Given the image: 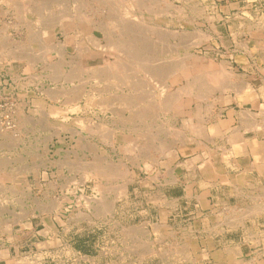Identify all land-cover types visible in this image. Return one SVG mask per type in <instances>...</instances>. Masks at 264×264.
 Returning a JSON list of instances; mask_svg holds the SVG:
<instances>
[{"label":"rangeland","instance_id":"374dc122","mask_svg":"<svg viewBox=\"0 0 264 264\" xmlns=\"http://www.w3.org/2000/svg\"><path fill=\"white\" fill-rule=\"evenodd\" d=\"M182 2L0 0V230L11 232L15 223L42 208L37 197L39 174L51 165L64 166L68 162L65 147L72 146L75 156L68 165L74 175L64 189L71 197L73 226L69 232H57L48 243L41 244V250L55 246L52 253L69 250L88 255L92 264H214L206 252H198L199 245L188 234L191 230H185L184 243L160 231L158 225L154 226L156 236L151 237L146 223L134 224L128 210L123 212V223L113 213L111 193L123 192L126 186L125 182L119 185L114 177L122 174L125 160L139 166L147 161L159 163L166 157L168 169L175 168V147L182 128L189 126L177 110L183 102L182 83L197 77L202 91L208 93L211 83L225 82L224 74L217 78L213 74L223 68L208 66V61L228 58L221 42L217 41L221 48L212 50L209 35L201 30V35H191L193 20L187 14L204 16L206 5L199 0ZM179 13L184 18L177 19ZM134 85H140V90ZM99 87H103V94ZM6 120L13 121L14 131L6 129ZM82 130H89L95 139L85 142L89 133ZM196 133L203 134L204 129L197 128ZM85 146L95 156L98 153L88 163L81 154ZM88 169L95 177L102 176L97 184L95 179L80 177ZM96 191L102 196H96ZM172 192L174 196L175 190ZM62 195L60 190L52 195V208L60 204ZM153 201L161 203L159 197ZM95 215L100 219L99 230L83 222L88 219L96 223ZM58 222L67 223L64 218ZM61 244L67 249L57 248ZM38 252L14 253L0 244V264H42ZM54 264L91 263L61 260Z\"/></svg>","mask_w":264,"mask_h":264},{"label":"crops","instance_id":"0c3cea01","mask_svg":"<svg viewBox=\"0 0 264 264\" xmlns=\"http://www.w3.org/2000/svg\"><path fill=\"white\" fill-rule=\"evenodd\" d=\"M199 1L206 5V10L204 16L187 14L193 20L191 35H201L200 30L209 35L216 46L209 45L212 50L220 47L217 41L221 42L228 58L208 61V66L223 68L212 73L216 78L224 74L225 82L211 83L208 93L202 91L197 77L182 83L183 102L177 110L189 126L182 128V137L175 147V168L168 169L166 157L159 163L151 165L147 161L139 166L125 160L122 174L114 178L119 185L125 182L126 189L111 193L113 213L123 223V212L128 210L135 218L134 224L146 223L151 237L158 225L160 231L184 243L185 230H191L188 234L199 245L198 252H206L214 264H232V260L264 264V0ZM184 16L179 13L176 17ZM200 64L196 62L195 66ZM197 128L204 129V133L197 134ZM86 131L89 135H85V142L93 141L95 137L91 138L90 131ZM96 141L102 145L99 137ZM65 148L64 158L68 162L62 167L48 166L39 174L37 197L42 208L15 223L11 232L1 229L2 248L14 253L40 250L41 244L60 230L70 231L71 197L64 187L73 179L74 170L68 164L75 155L72 146ZM81 154L87 163L98 156L87 146ZM80 177L95 179L96 184L102 178L95 177L89 169L82 171ZM59 190L62 200L52 208L51 197ZM96 193L102 196L99 191ZM138 197L145 199L140 201ZM158 197L161 203H154L153 199ZM96 205L98 208V202ZM49 217L53 225L48 223ZM58 218L67 223L62 225ZM93 219L92 223L88 219L83 222L90 228L101 229L99 216Z\"/></svg>","mask_w":264,"mask_h":264},{"label":"built area","instance_id":"2783aa9c","mask_svg":"<svg viewBox=\"0 0 264 264\" xmlns=\"http://www.w3.org/2000/svg\"><path fill=\"white\" fill-rule=\"evenodd\" d=\"M9 118V117H8ZM5 127L7 130H10V131H14L15 130V125L13 123L12 120H6V123H5ZM49 241L45 242V243H48ZM56 249L55 246H49V248L45 249L43 248L41 250H38L41 255H42V258L39 259L42 261V264L45 263V264H54V263H57V261H61V260H64L65 262H70L71 260H74L75 261H83L85 263H91L92 264V258H90V256L88 255H82V254H79V253H72L70 252L69 250H65V251H61L59 254H56V253H52L51 252V249ZM57 248H63V249H67V246L64 245V244H61V246L57 247ZM33 252V251H32ZM36 254H33L32 257H35Z\"/></svg>","mask_w":264,"mask_h":264},{"label":"bare ground","instance_id":"6f19581e","mask_svg":"<svg viewBox=\"0 0 264 264\" xmlns=\"http://www.w3.org/2000/svg\"><path fill=\"white\" fill-rule=\"evenodd\" d=\"M14 1H15V0H14ZM50 1H51V0H50ZM55 1H56V0H55ZM50 6H51V5H50ZM67 8H68V7H67ZM92 22H93V21H92ZM90 23H91V22H90ZM101 24H102V23H101ZM119 25H120V24H119ZM51 26H52V25H51ZM97 28H98V27H97ZM47 34H48V33H47ZM108 35H109V34H108ZM103 36H104V35H103ZM105 36H106V35H105ZM93 38H95V37H93ZM107 40H108V39H107ZM109 40H110V41H109V43H107V44H110L111 39H109ZM1 41H2V40H1ZM39 42H40V41H39ZM94 43H95V42H94ZM112 43H114V42H112ZM129 44H130V43H129ZM7 46H8V45H7ZM51 47H52V46H51ZM1 48H2V47H1ZM117 48H118V47H117ZM24 49H25V48H24ZM24 49H23V51H24ZM107 49H109V47H108ZM111 49H112V48H111ZM119 49H120V48H119ZM12 50H13V49H12ZM119 51H121V50H119ZM119 51H118V52H119ZM136 52H137V51H136ZM117 54H118V53H117ZM142 54H143V53H142ZM21 55H22V54H21ZM15 56L18 57L17 55H15ZM19 56H20V55H19ZM23 57H24V56H23ZM117 65H118V64H117ZM147 66H148V65H147ZM126 67H127V66H126ZM127 68H128V67H127ZM180 68H181V67H180ZM108 70H109V69H108ZM127 70H128V69H127ZM95 72H96V71H95ZM108 72H109V71H108ZM71 73H72V72H71ZM73 73H74V72H73ZM99 73H100V72H99ZM77 74H78V73H77ZM77 74H76V75H77ZM71 75H72V74H71ZM73 75H74V74H73ZM104 75H105V74H104ZM130 75H131V74H130ZM132 75H133V74H132ZM57 76H58V75H57ZM109 76H111V74H110ZM115 76H116V75H115ZM146 76H147V75H146ZM71 77H72V76H71ZM111 77H113V76H111ZM127 77H128V75H127ZM199 77H201V76H199ZM205 77H206V76H205ZM106 78H107V77H106ZM108 78H109V77H108ZM113 78H114V77H113ZM121 78H122V77H121ZM194 78H196V77H194ZM65 79H67V78L65 77ZM103 79H104V78H103ZM124 79H125V78H124ZM133 79H134V78H133ZM141 79H142V78H141ZM144 79H145V78H144ZM198 79H199V78H198ZM198 79H197V80H198ZM68 80H69V79H68ZM194 80H195V79H194ZM121 81H122V79H121ZM130 81H131V80H130ZM133 82H134V81H133ZM133 82H132V84H135V83H133ZM135 82H136V81H135ZM137 82H138V79H137ZM141 82H142V81H141ZM145 82H148V81L145 80ZM145 82H144V84H145ZM190 82H191V81H190ZM123 83H124V81H123ZM129 84H130V83H129ZM132 84H130V86H132ZM137 84H138V83H137ZM137 84H136V85H137ZM189 84H190V83H189ZM106 85H107V84H106ZM111 85H114V84L111 83ZM117 85H118V84H117ZM140 85H141V84H140ZM140 85H139V87H141V86L146 87V86H144V85H141V86H140ZM206 85H207V84H206ZM206 85H205V86H206ZM102 86H103V85H102ZM126 87H127V86H126ZM135 87H136V86L134 85L133 88H135ZM139 87H138V88L136 87L137 90H140ZM182 87H183V86H182ZM99 88H100V87H99ZM102 88H103V87L100 88V89H101L100 91H101V93L103 94V92H102L103 89H102ZM111 88H112V87H111ZM146 88H147V87H146ZM146 88H145V91H148V90H146ZM104 89L106 90V89H107V86H106V88L104 87ZM142 89H143V88H142ZM182 89H183V88H182ZM239 89H240V88H239ZM250 89H251V88H250ZM133 90H134V89H133ZM135 90H136V89H135ZM211 90H212V89H211ZM100 91H99V92H100ZM103 91H104V90H103ZM107 92H108V91H107ZM136 92H137V91H136ZM164 92H166V91H164ZM141 93H142V91H141ZM141 93H138V92H137V94H138V95L140 94V96H141V95H144V93H143V94H141ZM123 94H124V93H123ZM128 94H129V93H128ZM130 94H131V93H130ZM135 94H136V93H135ZM145 94H146V96H147V93H146V92H145ZM160 94L162 95V92H161ZM126 95H127V94H126ZM126 95H125V96H126ZM163 95H164V94H163ZM122 96L125 97L124 95H122ZM129 96H130V95H129ZM131 96H132V95H131ZM135 96H137V95H135ZM146 96H145V97H146ZM165 96H166V95H165ZM123 97H121V99H122ZM138 97H139V96H138ZM142 97H144V96H142ZM147 97H148V96H147ZM166 97H167V96H166ZM175 97L177 98V95H176ZM106 98H107V97H106ZM129 98H130V97L126 96L124 99H128V100H129ZM133 98H134V97H133ZM104 99H105V98H104ZM124 99H122V100H124ZM161 99H162V98H161ZM174 99H175V98H174ZM128 100L126 101L127 103H124V104H126V105H125V106H126L125 109L127 108V105H128V103H129ZM133 100H134V99L129 100V101L132 102ZM162 100H165L164 97H163ZM118 101H119V100H118ZM124 101H125V100H124ZM109 102H111V100H110ZM134 102H135V100H134ZM162 102H163V101H162ZM165 102H166V100H165ZM165 102H164V103H165ZM102 103H105V101H103ZM106 103H107V102H106ZM121 103H122V102H121ZM133 104H134V103H133ZM133 104H132V105H133ZM136 104H137V103H136ZM161 104H162V103H161ZM119 105H122V104L119 103ZM119 105H118V106H119ZM130 105H131V104H130ZM134 105H135V104H134ZM165 105H169V103H165ZM128 106H129V105H128ZM135 106H137V105H135ZM144 113H145V111H144ZM134 114L136 115L137 113H134ZM248 115H249V114H248ZM179 136H180V135H179ZM176 139H177V138H176ZM177 140H178V139H177ZM176 142H177V141H176ZM176 142H174V143H176ZM134 143H135V142H134ZM166 145H168V144H165V145L163 144L162 146H165V147H166ZM130 147H131V145H130ZM160 148H161V147H160ZM167 148H168V147H167ZM164 150H165V149H164ZM96 171H97V170H96ZM113 171L116 172V171H118V170H117V169H113ZM113 171H112V172H113ZM124 179H125V178H124ZM125 184H126V183H125ZM123 186H124V185H123ZM119 187H120V186H119ZM124 188L126 189V187H124ZM123 191H124V190H123ZM125 191H126V190H125Z\"/></svg>","mask_w":264,"mask_h":264}]
</instances>
